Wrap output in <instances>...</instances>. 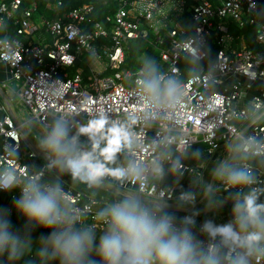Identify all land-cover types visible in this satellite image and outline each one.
<instances>
[{
	"label": "built area",
	"instance_id": "built-area-1",
	"mask_svg": "<svg viewBox=\"0 0 264 264\" xmlns=\"http://www.w3.org/2000/svg\"><path fill=\"white\" fill-rule=\"evenodd\" d=\"M118 1L114 13L98 20L92 17L91 3L48 18L39 11L37 0H0V27L16 25L14 33L6 28L0 35V61L6 63L16 81L19 100L47 136L52 132L51 118L63 122L68 140L78 138L81 127L100 118L108 121L105 131L113 122L127 125L131 147L122 148L115 161L106 166H131L136 172L120 178L105 175L101 181L114 187L119 197H132L130 190L135 189V194L152 200V204L140 201L139 205L157 220L168 218L171 234H187L193 261L204 264L211 256L217 264H233L237 257L244 256L246 264H264V239L249 250L205 231L209 222L191 223L173 211L162 210V201L176 199V187L152 179L162 160L158 156L160 149L186 152L204 142L212 155L224 143L236 144L242 154L264 156V88L254 89L255 81H264V2L222 0L216 4L199 0L190 9L193 23L189 30L181 22L185 0ZM62 4L63 0L46 3L54 10ZM232 23L239 27L256 25V40L263 50L255 51L244 36H235ZM138 40L159 49L160 69L154 80L164 89L155 93L145 90L149 67L144 61L136 67L128 63L130 41ZM213 43L218 48L211 59ZM85 54L90 55L87 64L91 74L87 78L81 71L69 70ZM185 55L205 63L198 73L181 79L180 60ZM231 76L244 77L245 81L234 78L225 88H217ZM170 86L174 89L171 94L167 91ZM244 100L250 106L238 105ZM4 110L0 102V111ZM236 120H241L243 126ZM21 124L7 112L0 117V175L10 171L16 177L10 188L0 189L7 190L18 206L30 184L45 193L59 188L57 202L62 216L66 220L79 217L72 229L79 227L93 235H104L108 225L95 218L100 212L95 196L77 187L41 183L50 167L44 163L32 169L25 160L22 148L28 142ZM75 151L89 152L77 141ZM37 155L33 148L27 153L29 157ZM98 158L103 161L102 156ZM163 159L181 173L201 174L189 164L175 162L170 155ZM239 164L253 178L251 184L245 185L250 192H257L264 182L261 173L246 160ZM222 180L224 188L229 189L227 180ZM210 223L213 228L224 226L223 218ZM68 228L67 222L58 224L57 234ZM152 264L159 261L153 260Z\"/></svg>",
	"mask_w": 264,
	"mask_h": 264
},
{
	"label": "clouds",
	"instance_id": "clouds-1",
	"mask_svg": "<svg viewBox=\"0 0 264 264\" xmlns=\"http://www.w3.org/2000/svg\"><path fill=\"white\" fill-rule=\"evenodd\" d=\"M157 88L158 83L155 80L145 84V90L149 93H155ZM167 91L171 94L174 89L170 86ZM131 120L135 123L134 118ZM107 124V119L100 118L80 128V134L88 135L92 140V151L80 153L74 152L77 138L66 141V127L62 121H57L44 141L45 147L57 157L53 163L66 167L74 179L78 177L89 186L98 184L105 175L120 178L135 173L136 169L131 166L128 169H110L106 166L115 161L122 148H130L132 145V136L127 125L113 122L105 131ZM101 141H106L103 148L100 147ZM97 150L103 161L96 157ZM219 175L223 176V169ZM15 180L12 172H5L0 175V186L10 188ZM227 180L231 184L253 182L251 174L244 170H231ZM58 192L59 188L45 193L37 185L30 184L24 189L23 199L17 203L25 215L45 228H53L67 222L69 228L62 234L53 232L47 242L52 244L54 252L60 255L64 264H81L88 246H93L94 235L88 230L72 229L79 217L66 220L62 216L57 202ZM257 199V193L253 190L244 197L242 205H236V211L240 213L239 223L242 229L251 225L258 228V231L249 232L242 237L233 230L231 224L213 228L210 222L205 224V231L213 236L219 234L225 241L251 250L264 239V219H261L260 215L264 212V204H257ZM95 218L108 225V231L99 238L98 248L105 264H152L153 260L159 261V264H193L187 234L181 237L170 234L171 225L168 218L155 219L147 210L142 209L138 202L125 200L97 213ZM7 228V221L0 224V248L12 243V252L15 254V240L9 235ZM204 264H217V261L210 256ZM233 264H246V260L244 256H239L233 260Z\"/></svg>",
	"mask_w": 264,
	"mask_h": 264
},
{
	"label": "crops",
	"instance_id": "crops-1",
	"mask_svg": "<svg viewBox=\"0 0 264 264\" xmlns=\"http://www.w3.org/2000/svg\"><path fill=\"white\" fill-rule=\"evenodd\" d=\"M147 76H149V74ZM234 78L245 81L244 77L231 76L225 78L224 82L220 86H217V88H225L227 84L231 83L234 80ZM16 86V81L11 77L8 66L6 65V63L0 61V102L5 106V110L0 111V117H2V115L7 112L11 114L12 117L14 115L15 118L19 119L21 123H24L23 126L26 128L29 135L35 139V141L32 139L35 146L30 144L28 141V144L24 143L22 148V155L25 156V160L28 162L32 169H37L40 165L45 163V158H52L51 160L54 162L57 157L54 154L52 155L49 153L48 149L44 145V142L41 141V138L39 137L40 135L31 125V119L34 118L28 116L23 110H21V114L15 111L13 101H15L17 104L16 99H19L18 95L15 92ZM263 88L264 81L257 80L254 82L255 90ZM250 96L251 94H249L248 98H250ZM20 104L22 105L21 101ZM238 105L250 106V103L244 100L239 101ZM50 120L53 130V127L58 120H56L55 118H51ZM235 122L238 125L243 126L241 120H236ZM46 138H44V141L46 140ZM66 141L70 142L71 140L66 139ZM80 144L87 148L85 144ZM1 145L2 138L0 137V148ZM31 148L35 149L38 152L37 156H27V153L29 150H31ZM44 149L48 151L47 154H45ZM87 149L89 152H91L92 145H90V147H88ZM95 155L98 158L99 151H96ZM166 155H170L175 162L188 163L190 166L195 167L199 171H201V174L198 175L191 173H181L173 163H169L167 160L163 159ZM158 156L162 160L159 162V165L155 172V176L152 179L164 186H175L176 199L174 201L184 206H192L193 209L207 208L218 203H223L230 198H244L245 196L249 195L251 192L245 184H231L227 180V176L231 170H243L242 166L239 164L242 160L248 161L253 166L256 172L261 173L264 180V156L242 154L236 147V144L230 146L229 144L223 143L221 147L215 151L214 154L209 155L207 152V145L204 142H199L196 145L192 146L190 150L186 152H178L174 148L160 149L158 151ZM54 164L57 165L56 163ZM222 169L223 176H220L219 173ZM56 173L57 175L53 174L50 171L45 177H43L41 183H50L53 186L59 185L63 187H76L73 185L71 180H68V177H63V173L59 171ZM222 179L227 180L230 185L229 189L224 188L225 184ZM82 190L96 197V208L100 212L109 208L110 206H113L117 201L122 203L125 200H129L138 202L139 204L140 201H146L147 203L152 204V200H148L147 198L143 200L141 196L135 194V189L130 190L132 197H119L114 187H112V189H98L96 191H91L88 189ZM256 193L258 196L257 201L264 204V182L262 187ZM213 198H215V200ZM212 199L213 203L211 202ZM228 206L211 212L200 213L203 214L204 218L195 216L196 213H182V215H180V218L186 219L191 223L200 220L210 222L223 218L224 226L227 224H231L233 226V230L239 233L242 237L246 236L249 232L259 230L258 228H254L251 225H248L246 228L242 229L239 223L240 213H238L235 208H229ZM260 215L261 219H264V212H262Z\"/></svg>",
	"mask_w": 264,
	"mask_h": 264
},
{
	"label": "trees",
	"instance_id": "trees-1",
	"mask_svg": "<svg viewBox=\"0 0 264 264\" xmlns=\"http://www.w3.org/2000/svg\"><path fill=\"white\" fill-rule=\"evenodd\" d=\"M28 2V0H26ZM39 11L46 17L50 18L56 12L65 13L71 8L81 5L83 3H91L94 5V12L92 17L98 20H105V17L116 11L119 6L118 0H63V4L56 10L50 8L46 5L47 0H37ZM199 0H185V11L181 17V22L189 26V30L192 26V18L190 9ZM216 4H220L222 0H210ZM264 2V0H262ZM231 32L235 36H244L247 45L254 49L255 51H262L263 46L256 40L257 26L247 23L243 27H239L235 23L230 25ZM9 29L11 33L16 30V25L10 24L5 27H0V35L5 34V29ZM130 55L128 63L133 67L141 64V59L139 56L147 49L145 42L141 40L130 41ZM218 46L213 43L210 50L211 59L214 58L215 50ZM90 58L89 54L80 56L73 66L69 67L71 73L76 71H81L83 75L87 78L91 74L87 60ZM159 55L156 56L157 62L154 65H147L149 67L148 81L154 80L157 71L160 69ZM205 63V61H199L192 59L191 56L185 55L180 60V67L182 69L181 79L188 77L191 74L198 73L200 66ZM163 87L158 85L157 90H162ZM35 141V139L31 136ZM45 154L48 153L45 150ZM58 171L63 173L61 170ZM76 179H74L75 181ZM80 181V180H76ZM102 190L101 188H97ZM215 200V198H213ZM212 199V203H213ZM236 205L228 206L229 208H235ZM175 215L180 218L181 212H174ZM195 216H200L202 218L203 214H196ZM5 221L8 222L7 232L15 240L16 253L12 252V243L5 245L0 248V264H64L62 258L59 254L54 252L51 243H48V238L53 232L57 233L58 225L53 228H45L43 225L39 224L37 221L30 219L23 212L22 208L18 205L15 206V201L11 197L7 190L0 189V224ZM75 231H83L84 228H75ZM171 234V232H170ZM100 235H94L93 246H88L84 257L81 260V264H105L103 258L99 255L98 248L100 243ZM192 260V258L190 257ZM193 264H203L200 261H193Z\"/></svg>",
	"mask_w": 264,
	"mask_h": 264
},
{
	"label": "rangeland",
	"instance_id": "rangeland-1",
	"mask_svg": "<svg viewBox=\"0 0 264 264\" xmlns=\"http://www.w3.org/2000/svg\"><path fill=\"white\" fill-rule=\"evenodd\" d=\"M35 35H39V33L36 32ZM146 45H147V49L139 56V58H141V60L144 61V63L147 65H154L157 62L156 56L159 55V49L152 44L146 43ZM16 101H17V104L15 101H13L15 111L18 112L19 114H21V110H23L28 116H30L29 112L24 108L23 105L20 104L19 99H16ZM30 123L36 129V132L40 135L39 137L41 138V141L44 142V138H46V134L42 133V129L39 127L38 122L35 119H31ZM77 142L79 144L80 143L85 144L87 146V148L90 147V145H92V140L89 138V136H86L84 134L78 135ZM105 145H106V141H101L100 147L103 148ZM48 151L50 154H52V155L54 154L51 150L48 149ZM97 151H99V150H97ZM44 160H45V163L50 167V171L53 174L57 175L56 172H58V167L53 163V161L49 158H45ZM185 164H188V163H185ZM63 177L67 178L68 176L64 175ZM58 178H59V175H58ZM71 181H72V179H71ZM72 183L74 186H76L77 188H80V189H88L91 191L98 190L97 187H95L93 185L89 186L87 183H84L82 181H76V180L74 181L73 180ZM201 194H199V195H201Z\"/></svg>",
	"mask_w": 264,
	"mask_h": 264
},
{
	"label": "water",
	"instance_id": "water-1",
	"mask_svg": "<svg viewBox=\"0 0 264 264\" xmlns=\"http://www.w3.org/2000/svg\"><path fill=\"white\" fill-rule=\"evenodd\" d=\"M13 118L15 119L16 122L20 123L19 119L15 118V116L13 115ZM20 130L22 131V133L24 134L26 140L35 146L31 136L29 135L28 131L26 130V128L21 124L20 125ZM57 159V158H56ZM57 167L59 168V170H61L63 172L64 175L68 176V180L72 181L74 180V178L71 175V172L66 168V167H62L61 164H57ZM71 178V179H70ZM76 180H80L78 177L75 178ZM81 181V180H80ZM83 182V181H82ZM85 183V182H84ZM97 188H101V189H112V186L105 182V181H101L96 184L93 185ZM143 200H145L146 198L144 196H141ZM244 203V198H230L228 200H226L223 203H218L214 206H209L207 208H202V209H193L192 206H184L178 202L175 201H162L161 203V209L162 210H166V211H173V212H181V213H189V214H200V213H206V212H211L214 210H218L220 208H223L225 206L228 205H233V204H243ZM257 204H263L259 201H257Z\"/></svg>",
	"mask_w": 264,
	"mask_h": 264
}]
</instances>
